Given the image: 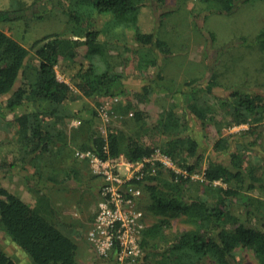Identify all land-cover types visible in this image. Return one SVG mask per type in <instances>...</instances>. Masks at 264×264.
Returning a JSON list of instances; mask_svg holds the SVG:
<instances>
[{
    "label": "trees",
    "instance_id": "1",
    "mask_svg": "<svg viewBox=\"0 0 264 264\" xmlns=\"http://www.w3.org/2000/svg\"><path fill=\"white\" fill-rule=\"evenodd\" d=\"M145 1L35 0L27 7L0 10V24L40 20L60 11L69 25L65 32L39 37L30 48L0 27V119L12 125L20 150L3 165L9 167L8 173L21 175L36 194L30 201L26 193L0 182V230L33 264H79L76 241L54 222L57 199L48 191L64 183L57 171L66 161V149L91 148L105 158L123 154L134 161L157 149L151 136L158 135L165 139L161 149L173 157L177 168L148 163L137 180L147 207L157 216L140 237L144 250L140 264H240V251L264 264V155L256 148L264 131V90L225 88L229 94L219 96L216 88L222 85L215 72L202 74L176 91L183 101L164 107L154 123L138 103L118 104L115 111L121 119H111L105 134L98 131L102 123L98 112L81 116L82 110L70 104L82 97L100 99L124 92L125 68L131 61L145 75L150 64L155 67L151 83L164 80L156 57L158 52H170L159 31L167 13H159L155 6L160 21L153 31H143L140 11ZM202 1L214 12L230 13L249 0ZM47 2L50 6L44 7ZM255 40L264 51V29ZM111 49L119 51L112 54ZM137 52L138 60H133L129 54ZM58 70L68 80L61 79ZM222 109L229 125L250 124L251 131L222 135L209 150L192 133H202L200 125L211 123L220 132L215 115ZM69 117L76 123L67 132ZM147 136L151 144L146 143ZM70 171L76 182L81 181L78 169ZM178 218L185 228H173ZM0 264L18 263L0 247Z\"/></svg>",
    "mask_w": 264,
    "mask_h": 264
},
{
    "label": "rangeland",
    "instance_id": "2",
    "mask_svg": "<svg viewBox=\"0 0 264 264\" xmlns=\"http://www.w3.org/2000/svg\"><path fill=\"white\" fill-rule=\"evenodd\" d=\"M33 1L35 0H0V10L18 8L21 5L27 7ZM145 2L140 11V25L143 31H153L155 23L160 21L154 11L155 6L159 13H167L162 20L159 31L161 38L167 41L170 52L165 54L158 52L156 57L157 63L163 69L164 80L151 83L153 77H156L155 67L150 64L147 68V75H145L139 73L136 63L131 61L125 68V91L116 94L120 100L115 105L114 111L118 104L132 101L138 103V106L147 112L148 120L154 123L164 107L183 101L182 96L181 99L177 98L176 91L179 88H183L187 82L201 77L202 74L210 75L212 72H215L217 80L222 85V87L216 88V93L219 96L226 97L225 95L229 94V90L225 88L248 89L256 87L259 90H264V51L261 50L255 40L256 35L264 29V0L243 2L230 13L214 12L212 5L202 0H185L183 3L178 0H166V3L160 4L155 0H146ZM49 6L50 3L48 2L44 4V7ZM0 27L25 47L30 48L31 44L39 37L65 32L69 25L64 13L55 11L40 20L24 18L15 22L1 23ZM80 49L82 52L85 51V47ZM118 51L109 50L112 54ZM138 53L140 52L129 55H132L133 60H138ZM147 56L151 57L150 59L154 57L151 53H148ZM58 75L61 79L66 78L68 80V77L61 70H58ZM159 83H164L166 86H161ZM145 89H148L147 93H144ZM168 90L172 91L173 94H168ZM107 97L104 96L100 99L82 97L70 104L74 109L82 110V113L79 112L81 116L91 115L93 111L97 112L99 101ZM179 113H183L181 109ZM128 116H132V114L129 113ZM215 116L221 122L220 132L217 131V126L211 123L204 127L200 125L202 133H192L209 150L213 148L217 139L222 135H240L251 131L249 130L250 124L229 125L227 123L229 118L225 116L224 109ZM112 119L118 122L121 118L115 111ZM75 123V117H69L64 125L65 130L68 132ZM105 128L101 123L98 126V131L102 130L101 132L104 134ZM260 133L262 134L256 148L262 150V155H264V131ZM251 136L252 133H249L248 137ZM151 138L157 148L164 146L165 139L163 137L155 135ZM146 140V143H152L148 136ZM77 148L79 147L66 149L68 150L65 153L66 161L57 171V177L62 179L64 183H59L58 187L53 185L48 191L51 197L56 199L61 197L64 200L66 208L71 211L69 215L72 219H89V224L86 227L80 226L79 229V232L82 233V240H84L81 242H86L88 239L87 235L84 237V233L87 232L96 213L102 179L92 172L87 161L75 156ZM17 150L19 148L12 125L6 124L0 119V182L10 190L17 189L22 194L26 193L25 199L35 200L36 194L28 190L23 177L18 173L15 175L16 172L8 173L9 167L3 165L5 159L8 158L9 161V158H12L11 154L16 153ZM71 168L80 171L81 181H75L77 178L70 171ZM200 178L199 175L197 179ZM148 204V199L143 191L139 206L145 212L147 226L157 219V216L147 207ZM185 227L182 218L174 220L173 228L183 229ZM12 246L13 242L0 230V247L10 253ZM87 247L90 253L88 250L86 252L83 245L77 251L79 264H92L95 259L89 243ZM238 258L240 264H259L253 254L248 251H240Z\"/></svg>",
    "mask_w": 264,
    "mask_h": 264
},
{
    "label": "built area",
    "instance_id": "3",
    "mask_svg": "<svg viewBox=\"0 0 264 264\" xmlns=\"http://www.w3.org/2000/svg\"><path fill=\"white\" fill-rule=\"evenodd\" d=\"M119 100L114 95L98 104L97 112L103 126L111 121ZM105 151H108L107 146ZM75 156L87 161L92 172L102 179L97 210L87 231L88 243L95 256L92 264H140L144 256L140 237L147 227V220L139 206L143 188L137 180L148 163L157 162L164 168L176 169L173 157L161 148L134 161L123 154L105 158L91 148L77 149Z\"/></svg>",
    "mask_w": 264,
    "mask_h": 264
},
{
    "label": "crops",
    "instance_id": "4",
    "mask_svg": "<svg viewBox=\"0 0 264 264\" xmlns=\"http://www.w3.org/2000/svg\"><path fill=\"white\" fill-rule=\"evenodd\" d=\"M57 150L58 149H56V152H57ZM56 205L58 206V214L55 217V221H54V222H56V225L59 226L64 232H66L67 234L72 236V238L76 241V243L78 245V249H80V247L83 245V248L86 249V252L88 250V252L90 253L89 248L87 247L88 241L81 242L83 237H82V233L79 232L80 226L86 227V225L89 224V221H88L89 219L88 220L87 219H84V220L72 219L70 217L71 215H69L71 211L66 208L64 200L61 197H59V199H57ZM68 222H72V223H68ZM91 223H90V225H91ZM90 225H89V227H90ZM89 227H88V229H89ZM88 229H87V231H88ZM86 235H87V232L84 233V237H86ZM82 241H84V240H82ZM80 243H82V244H80ZM12 247H13L12 251L9 254L17 261L18 264H33L30 257L26 254V252L21 250L14 242H13Z\"/></svg>",
    "mask_w": 264,
    "mask_h": 264
}]
</instances>
